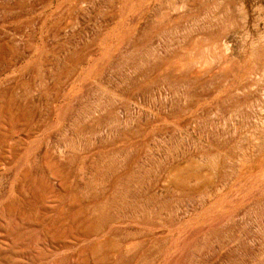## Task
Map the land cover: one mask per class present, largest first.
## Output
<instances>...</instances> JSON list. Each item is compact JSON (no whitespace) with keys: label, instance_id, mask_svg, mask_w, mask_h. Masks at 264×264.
<instances>
[{"label":"rangeland","instance_id":"rangeland-1","mask_svg":"<svg viewBox=\"0 0 264 264\" xmlns=\"http://www.w3.org/2000/svg\"><path fill=\"white\" fill-rule=\"evenodd\" d=\"M0 113V264H264V0H0Z\"/></svg>","mask_w":264,"mask_h":264},{"label":"bare ground","instance_id":"bare-ground-1","mask_svg":"<svg viewBox=\"0 0 264 264\" xmlns=\"http://www.w3.org/2000/svg\"><path fill=\"white\" fill-rule=\"evenodd\" d=\"M64 1H66V0H64ZM95 1V0H94ZM116 1V0H115ZM168 1V0H167ZM188 1V0H187ZM126 2V1H125ZM141 2V1H140ZM185 1H183V3H184ZM198 2V1H197ZM118 3V2H117ZM139 3V2H138ZM159 3H160V1H159ZM119 4V3H118ZM180 4H181V2H180ZM146 5V4H145ZM183 5V4H182ZM244 5V4H243ZM63 7V6H62ZM75 7V6H74ZM139 7H140V5H139ZM160 7V6H159ZM186 7V6H185ZM76 8V7H75ZM134 8V7H133ZM180 8H182V6L180 7ZM122 9H125V8H122ZM129 9V8H128ZM147 9V8H146ZM179 9V8H178ZM61 10V9H60ZM62 10H63V8H62ZM61 10V11H62ZM83 10V9H82ZM130 10V9H129ZM210 10V9H209ZM182 11V10H181ZM180 11V12H181ZM104 12H105V10H104ZM142 12V11H141ZM206 12V11H205ZM214 12V11H213ZM56 13V12H55ZM97 13V12H96ZM116 13V12H115ZM121 13V12H120ZM150 13V12H149ZM198 13V12H197ZM139 14V13H138ZM157 14V13H156ZM216 15V14H215ZM135 16V15H134ZM126 17V16H125ZM186 17V16H185ZM52 18V17H51ZM55 18V17H54ZM135 18V17H134ZM152 18V17H151ZM150 18V19H151ZM176 18V17H175ZM126 19V18H125ZM133 19V18H132ZM221 19V18H220ZM171 20V19H170ZM214 20V19H213ZM131 21V20H130ZM134 23V22H133ZM165 23V22H164ZM177 23V22H176ZM102 24V23H101ZM126 24H127V22H126ZM135 24V23H134ZM186 24V23H185ZM212 24V23H211ZM151 25V24H150ZM117 26V25H116ZM134 26V25H133ZM202 26V25H201ZM227 26V25H226ZM235 26V25H234ZM132 27V26H131ZM158 27V26H157ZM102 28V27H101ZM113 28V27H112ZM133 29H135V28H133ZM183 29V28H182ZM125 30V29H124ZM131 30H132V28H131ZM130 30V31H131ZM178 30V29H177ZM209 30V29H208ZM128 31V30H127ZM126 31V32H127ZM213 31H215L214 29H213ZM225 31V30H224ZM109 32V31H108ZM132 32V31H131ZM130 33V32H129ZM111 36V35H110ZM107 37V36H106ZM121 37V36H120ZM125 38V37H124ZM136 38V37H135ZM223 38V37H222ZM133 39V38H132ZM200 39V38H199ZM205 39V38H204ZM219 39V38H218ZM98 40V39H97ZM143 40V39H142ZM203 40V39H202ZM211 40V39H210ZM215 40V39H214ZM117 41V40H116ZM154 41V40H153ZM196 41V40H195ZM118 42V41H117ZM214 42V41H213ZM114 43V42H113ZM208 43V42H207ZM220 44V43H219ZM115 45V44H114ZM124 45V44H123ZM137 45V44H136ZM184 45V44H183ZM195 45V44H194ZM216 46V45H215ZM137 47V46H136ZM184 47V46H183ZM197 47V46H196ZM115 48V47H114ZM179 48V47H178ZM192 48V47H191ZM103 49V48H102ZM198 49V48H197ZM196 49V50H197ZM215 49V48H214ZM115 50H117V49H115ZM144 50V49H143ZM112 51V50H111ZM135 51V50H134ZM107 52H108V50H107ZM114 52V51H113ZM117 52V51H116ZM178 53V52H177ZM190 53V52H189ZM218 53V52H217ZM223 53V52H222ZM253 54V53H252ZM87 55V54H86ZM115 55V54H114ZM107 56V55H106ZM109 56H112V55H109ZM181 56V55H180ZM226 56V55H225ZM115 57V56H114ZM137 57V56H136ZM144 57V56H143ZM176 57V56H175ZM178 58V57H177ZM80 59V58H79ZM257 59V58H256ZM96 60V59H95ZM105 60V59H104ZM155 60V59H154ZM101 61V60H100ZM251 61V60H250ZM95 62V61H94ZM77 63V62H76ZM101 63V62H100ZM236 63V62H235ZM250 63V62H249ZM78 64V63H77ZM174 64H176V63H174ZM96 65V64H95ZM111 65V64H110ZM40 66V65H39ZM91 66V65H90ZM98 66V65H97ZM101 66V65H100ZM103 66V65H102ZM154 66H155V64H154ZM201 66V65H200ZM106 67V66H105ZM241 67V66H240ZM95 68V67H94ZM167 68V67H166ZM247 68V67H246ZM90 69V68H89ZM100 69V68H99ZM106 69V68H105ZM104 69V70H105ZM117 69V68H116ZM182 69V68H181ZM195 69V68H194ZM231 69V68H230ZM92 70V69H91ZM101 70V69H100ZM126 70V69H125ZM183 70V69H182ZM89 71V70H88ZM152 71V70H151ZM228 71V70H227ZM237 71V70H236ZM83 72V71H82ZM81 72V73H82ZM96 72V71H95ZM144 72V71H143ZM250 72V71H249ZM252 72V71H251ZM121 73V72H120ZM157 73H159V72H157ZM178 73V72H177ZM197 73V72H196ZM89 74V73H88ZM90 74H91V72H90ZM89 74V75H90ZM127 74V73H126ZM130 74V73H129ZM148 74V73H147ZM190 74V73H189ZM198 74V73H197ZM245 74V73H244ZM257 74V73H256ZM115 75V74H114ZM140 75V74H139ZM203 75V74H202ZM88 76V75H87ZM147 76V75H146ZM171 76V75H170ZM110 77V76H109ZM134 77V76H133ZM85 78V77H84ZM124 78V77H123ZM147 78V77H146ZM170 78H172V77H170ZM180 78V77H179ZM184 78V77H183ZM208 78V77H207ZM87 79V78H86ZM102 79V78H101ZM118 79V78H117ZM213 79H215V78H213ZM83 80V79H82ZM107 81V80H106ZM118 81V80H117ZM77 82V81H76ZM203 82H204V80H203ZM221 82V81H220ZM74 83V82H73ZM116 83V82H115ZM134 83V82H133ZM200 83V82H199ZM113 84V83H112ZM142 84V83H141ZM155 84V83H154ZM219 84V83H218ZM233 84V83H232ZM107 85V84H106ZM115 85V84H114ZM123 85V84H122ZM224 85V84H223ZM75 86V85H74ZM263 86V85H262ZM109 87V86H108ZM157 87V86H156ZM175 87V86H174ZM77 88V87H76ZM111 88V87H110ZM122 88V87H121ZM133 88H135V87H133ZM172 89H174V88H172ZM75 90V89H74ZM131 90V89H130ZM247 90V89H246ZM71 91V90H70ZM172 91V90H171ZM66 92V91H65ZM79 92V91H78ZM124 92V91H123ZM160 92V91H159ZM176 92V91H175ZM68 93H69V90H68ZM67 93V94H68ZM122 93V92H121ZM88 94V93H87ZM86 94V95H87ZM161 94V93H160ZM242 94V93H241ZM248 94V93H247ZM261 94V93H260ZM5 95V94H4ZM72 95H74V94H72ZM83 95V94H82ZM125 95H127V94H125ZM196 95V94H195ZM220 95V94H219ZM232 95V94H231ZM236 95V94H235ZM132 96V95H131ZM142 96H143V94H142ZM145 96V95H144ZM186 96V95H185ZM2 97H4V96H2ZM90 97V96H89ZM218 97V96H217ZM249 97V96H248ZM251 97V96H250ZM71 98V97H70ZM74 98V97H73ZM136 98V97H135ZM191 98V97H190ZM195 98V97H194ZM227 98V97H226ZM244 98V97H243ZM11 99V98H10ZM9 99V100H10ZM64 99V98H63ZM171 99V98H170ZM8 100V101H9ZM13 100V99H12ZM130 100V99H129ZM73 101V100H72ZM110 101V100H109ZM179 101V100H178ZM211 101V100H210ZM245 101V100H244ZM253 101V100H252ZM71 102V101H70ZM127 102H129V101H127ZM140 102V101H139ZM193 102V101H192ZM169 103V102H168ZM226 103V102H225ZM244 103V102H243ZM157 104V103H156ZM229 104H230V102H229ZM5 105V104H4ZM68 105V104H67ZM66 105V106H67ZM145 105V104H144ZM150 105V104H149ZM193 105V104H192ZM192 105H190V106H192ZM2 106V105H1ZM6 106V105H5ZM14 106V105H13ZM110 106V105H109ZM133 106V105H132ZM159 106V105H158ZM170 106V105H169ZM8 107V106H7ZM12 107V106H11ZM116 107V106H115ZM20 108V107H19ZM165 108V107H164ZM171 108V107H170ZM224 108V107H223ZM2 109V108H1ZM6 109V108H5ZM4 109V110H5ZM13 109V108H12ZM16 109H17V107H16ZM21 109V108H20ZM27 109V108H26ZM66 109V108H65ZM188 109V108H187ZM196 109V108H195ZM199 109V108H198ZM3 110V109H2ZM111 110V109H110ZM159 110V109H158ZM192 110H193V108H192ZM7 111H8V109H7ZM15 111V110H14ZM19 111V110H18ZM180 111V110H179ZM2 112V111H1ZM5 112V111H4ZM32 112V111H31ZM69 112V111H68ZM161 112V111H160ZM204 112V111H203ZM228 112V111H227ZM57 113V112H56ZM89 113V112H88ZM108 113V112H107ZM145 113V112H144ZM181 113V112H180ZM0 114H2V113H0ZM9 114V113H8ZM214 114V113H213ZM229 114V113H228ZM3 115H5V114H3ZM28 115V114H27ZM87 115V114H86ZM216 115V114H215ZM20 116V115H19ZM23 116V115H22ZM32 116V115H31ZM230 116V115H229ZM248 116V115H247ZM5 117V116H4ZM17 117V116H16ZM50 117V116H49ZM88 117H89V115H88ZM123 117V116H122ZM1 118V117H0ZM6 118V117H5ZM19 118V117H18ZM65 118V117H64ZM64 118H62V119H64ZM94 118V117H93ZM135 118V117H134ZM197 118V117H196ZM29 119V118H28ZM61 119V118H60ZM156 119V118H155ZM159 119V118H158ZM169 119V118H168ZM190 119V118H189ZM230 119V118H229ZM25 120V119H24ZM30 120H31V118H30ZM11 121V120H10ZM13 121V120H12ZM22 121V120H21ZM64 121V120H63ZM98 121V120H97ZM119 121V120H118ZM159 121V120H158ZM6 122V121H5ZM100 122V121H99ZM186 122V121H185ZM188 123H189V121H187ZM25 123H27V122H25ZM149 123V122H148ZM137 124V123H136ZM156 124V123H155ZM190 124V123H189ZM217 124V123H216ZM65 125V124H64ZM89 125V124H88ZM98 125V124H97ZM183 125V124H182ZM232 125H233V123H232ZM10 126V125H9ZM16 126V125H15ZM24 126V125H23ZM60 126V125H59ZM92 126V125H91ZM113 126V125H112ZM189 126V125H188ZM191 126V125H190ZM3 127V126H2ZM65 127H66V125H65ZM156 128V127H155ZM158 128V127H157ZM188 128V127H187ZM1 129V128H0ZM85 129V128H84ZM197 129V128H196ZM199 129V128H198ZM2 130V129H1ZM6 130V129H5ZM69 130V129H68ZM77 130H78V128H77ZM87 130V129H86ZM94 130H95V128H94ZM141 130H143L142 128H141ZM146 130V129H145ZM209 130V129H208ZM60 131V130H59ZM80 131V130H79ZM96 131V130H95ZM197 131V130H196ZM11 132V131H10ZM15 132V131H14ZM82 132V131H81ZM153 132V131H152ZM166 132V131H165ZM85 133V132H84ZM112 133V132H111ZM196 133V132H195ZM6 134V133H5ZM183 134V133H182ZM227 134V133H226ZM3 135V134H2ZM13 135V134H12ZM76 135V134H75ZM139 135V134H138ZM137 135V136H138ZM142 135V134H141ZM147 135V134H146ZM161 135V134H160ZM168 135V134H167ZM179 135V134H178ZM228 135V134H227ZM72 136V135H71ZM83 136V135H82ZM134 136V135H133ZM170 136V135H169ZM180 136V135H179ZM102 137V136H101ZM210 137V136H209ZM1 138V137H0ZM3 138V137H2ZM13 138V137H12ZM88 138V137H87ZM132 138V137H131ZM8 139V138H7ZM68 139H69V137H68ZM149 139V138H148ZM171 139V138H170ZM212 139V138H211ZM5 140V139H4ZM3 140V141H4ZM10 140V139H9ZM91 140V139H90ZM151 140V139H150ZM149 140V141H150ZM156 140V139H155ZM209 140V139H208ZM7 141V140H6ZM217 141V140H216ZM230 141V140H229ZM235 141V140H234ZM256 141V140H255ZM58 142V141H57ZM67 142V141H66ZM78 142V141H77ZM97 142V141H96ZM127 142V141H126ZM145 142V141H144ZM223 142V141H222ZM257 142V141H256ZM133 143V142H132ZM131 143V144H132ZM137 143V142H136ZM214 143V142H213ZM238 143V142H237ZM242 143V142H241ZM251 143H253V142H251ZM72 144H73V142H72ZM84 144V143H83ZM133 144H135V143H133ZM148 144V143H147ZM222 144V143H221ZM233 144V143H232ZM244 144V143H243ZM11 145H13V144H11ZM65 145V144H64ZM115 145V144H114ZM113 145V146H114ZM142 145V144H141ZM140 145V146H141ZM190 145V144H189ZM59 146V145H58ZM233 146V145H232ZM3 147V146H2ZM10 147V146H9ZM49 147V146H48ZM123 147V146H122ZM71 148V147H70ZM95 148V147H94ZM97 148V147H96ZM128 148V147H127ZM210 148V147H209ZM246 148V147H245ZM55 149V148H54ZM63 149V148H62ZM138 149V148H137ZM141 149V148H140ZM257 149V148H256ZM7 150V149H6ZM29 150V149H28ZM32 150V149H31ZM94 150V149H93ZM99 150V149H98ZM113 150H115V148H113ZM190 150V149H189ZM23 151V150H22ZM48 151V150H47ZM101 151V150H100ZM99 151V152H100ZM121 151V150H120ZM9 152V151H8ZM13 152V151H12ZM11 152V153H12ZM25 152V151H24ZM39 152V151H38ZM45 152V151H44ZM54 152V151H53ZM65 152V151H64ZM71 152V151H70ZM86 152H88V151H86ZM107 152V151H106ZM114 152V151H113ZM112 152V153H113ZM131 152V151H130ZM184 152V151H183ZM252 152V151H251ZM259 152V151H258ZM5 153V152H4ZM14 153V152H13ZM26 153V152H25ZM35 153V152H34ZM43 153V152H42ZM234 153V152H233ZM20 154V153H19ZM30 154V153H29ZM33 154V153H32ZM96 154V153H95ZM110 154V153H109ZM8 155V154H7ZM24 155V154H23ZM36 155V154H35ZM125 155V154H124ZM140 155V154H139ZM204 155H206V154H204ZM28 155H26L25 157H27ZM32 156V155H31ZM40 156V155H39ZM56 156V155H55ZM72 156V155H71ZM103 156V155H102ZM118 156V155H117ZM134 156V155H133ZM232 156V155H231ZM4 157V156H3ZM2 157V158H3ZM29 157V156H28ZM126 157V156H125ZM42 158V157H41ZM84 158V157H83ZM88 158V157H87ZM114 158V157H113ZM128 158H130V157H128ZM140 158V157H139ZM219 158V157H218ZM247 158V157H246ZM24 159V158H23ZM22 159V160H23ZM56 159H58V158H56ZM65 159V158H64ZM93 159V158H92ZM106 159V158H105ZM115 159V158H114ZM126 159V158H125ZM1 160V159H0ZM6 160V159H5ZM27 160V159H26ZM39 160V159H38ZM47 160V159H46ZM88 160V159H87ZM122 160V158L120 159V161ZM215 160H216V158H215ZM12 161V160H11ZM30 161V160H29ZM81 161V160H80ZM117 161V160H116ZM207 161V160H206ZM251 161V160H250ZM9 162H10V160H9ZM8 162V163H9ZM31 162V161H30ZM40 162V161H39ZM42 162V161H41ZM90 162V161H89ZM95 162V161H94ZM106 162V161H105ZM221 162V161H220ZM11 163V162H10ZM19 163V162H18ZM92 163V162H91ZM132 163H134V162H132ZM7 164V163H6ZM25 164H27V163H25ZM54 164V163H53ZM62 164V163H61ZM97 164V163H96ZM114 164V163H113ZM18 165V164H17ZM16 165V166H17ZM22 165V164H21ZM37 165V164H36ZM60 165V164H59ZM109 165V164H108ZM187 165V164H186ZM205 165V164H204ZM6 166V165H5ZM15 166V167H16ZM24 166V165H23ZM82 166V165H81ZM123 166V165H122ZM128 166V165H127ZM133 166V165H132ZM188 166V165H187ZM14 167V166H13ZM12 167V168H13ZM25 167V166H24ZM44 167V166H43ZM42 167V168H43ZM47 167V166H46ZM135 167V166H134ZM26 168H28V167H26ZM32 168V167H31ZM34 168V167H33ZM40 168V167H39ZM223 168V167H222ZM25 169V168H24ZM48 169H49V167H48ZM55 169V168H54ZM66 169H67V167H66ZM69 169V168H68ZM92 169V168H91ZM108 169V168H107ZM218 169H219V167H218ZM19 170V169H18ZM17 169L15 170V171H18ZM22 170V169H21ZM34 170V169H33ZM53 170V169H52ZM63 170V169H62ZM121 170V169H120ZM9 171H10V169H9ZM20 171V170H19ZM35 171H36V169H35ZM118 171V170H117ZM219 171V170H218ZM37 172V171H36ZM47 172H48V170H47ZM64 172V171H63ZM86 172V171H85ZM94 172V171H93ZM1 173V172H0ZM4 173V172H3ZM16 173V172H15ZM21 173V172H20ZM33 173V172H32ZM41 173V172H40ZM43 173V172H42ZM78 173V172H77ZM186 173V172H185ZM201 173V172H200ZM5 174V173H4ZM3 174V175H4ZM7 174H8V172H7ZM36 174V173H35ZM38 174V173H37ZM55 174V173H54ZM65 174V173H64ZM118 174V173H117ZM177 174V173H176ZM178 174H179V172H178ZM187 174V173H186ZM185 174V175H186ZM194 174V173H193ZM196 174V173H195ZM202 174V173H201ZM217 174V173H216ZM2 175V176H3ZM39 175H41V174H39ZM44 175V174H43ZM48 175V174H47ZM63 175V174H62ZM68 175V174H67ZM70 175H71V173H70ZM74 175V174H73ZM184 175V176H185ZM191 175V174H190ZM189 175V176H190ZM106 176V175H105ZM175 176V175H174ZM184 176L182 175V179L184 178ZM193 176V175H192ZM196 177H198V174L197 175H195ZM212 176V175H211ZM210 176V177H211ZM253 176V175H252ZM251 176V177H252ZM10 177V176H9ZM15 177V176H14ZM20 177V176H19ZM51 177V176H50ZM72 177V176H71ZM70 177V178H71ZM234 177V176H233ZM5 178V177H4ZM47 178V177H46ZM63 178V177H62ZM68 178H69V176H68ZM101 178V177H100ZM107 178V177H106ZM10 179V178H9ZM48 179V178H47ZM60 179V178H59ZM114 179V178H113ZM187 179V178H186ZM188 179H191V178H189L188 177ZM193 179V178H192ZM195 179V178H194ZM197 179V178H196ZM262 179V178H261ZM31 180V179H30ZM50 180V179H49ZM104 180V179H103ZM107 180V179H106ZM184 180V179H183ZM213 180V179H212ZM232 180V179H231ZM246 180V179H245ZM250 180V179H249ZM253 180V179H252ZM251 180V181H252ZM1 181V180H0ZM5 181V180H4ZM17 181V180H16ZM64 181V180H63ZM69 181V180H68ZM173 181V180H172ZM189 181V180H188ZM195 181V180H194ZM229 181H230V179H229ZM6 182H7V180H6ZM14 182V181H13ZM38 182V181H37ZM46 182V181H45ZM51 182V181H50ZM70 182V181H69ZM108 182H109V180H108ZM184 182V181H183ZM254 182H255V180H254ZM257 182V181H256ZM264 182V181H263ZM19 183V182H18ZM36 183V182H35ZM74 183V182H73ZM99 183V182H98ZM112 183V182H111ZM179 183H180V181H179ZM187 183V182H186ZM223 183V182H222ZM15 184V183H14ZM37 184V183H36ZM47 184V183H46ZM45 184V185H46ZM80 184V183H79ZM181 184V183H180ZM183 184V183H182ZM199 184V183H198ZM256 184V183H255ZM258 184V183H257ZM264 184V183H263ZM12 185V184H11ZM27 185V184H26ZM26 185H24V186H26ZM44 185V184H43ZM64 185V184H63ZM131 185V184H130ZM188 185V184H187ZM215 185V184H214ZM237 185V184H236ZM238 185H240V184H238ZM3 186V185H2ZM29 186V185H28ZM53 186V185H52ZM99 186V185H98ZM115 186V185H114ZM189 186V185H188ZM192 186V185H191ZM195 186V185H194ZM211 186H212V184H211ZM235 186V185H234ZM242 186H244V185H242ZM255 186V185H254ZM19 187H20V185H19ZM31 187V186H30ZM46 187V186H45ZM69 187V186H68ZM74 187H76V186H74ZM111 187V186H110ZM116 187V186H115ZM181 187V186H180ZM185 187V186H184ZM218 187V186H217ZM220 187V186H219ZM12 188V187H11ZM10 188V189H11ZM25 188H27V187H25ZM60 188V187H59ZM78 188V187H77ZM102 188V187H101ZM209 188V187H208ZM243 188V187H242ZM259 188H260V186H259ZM30 189V188H29ZM28 188L26 189V190H29ZM32 189V188H31ZM38 189V188H37ZM73 189H75V188H73ZM80 189V188H79ZM245 189V188H244ZM24 190V189H23ZM40 190V189H39ZM60 190H62L61 188H60ZM64 190V189H63ZM68 190V189H67ZM76 190V189H75ZM113 190V189H112ZM179 190V189H178ZM252 190V189H251ZM253 190H255V189H253ZM31 191V190H30ZM33 191H34V189H33ZM194 191H196V190H194ZM204 191V190H203ZM221 191V190H220ZM230 191V190H229ZM237 191V190H236ZM244 191V190H243ZM3 192H5V191H3ZM23 192V191H22ZM28 192V191H27ZM26 192V193H27ZM58 192V191H57ZM76 192V191H75ZM112 192V191H111ZM124 192V191H123ZM225 192V191H224ZM234 192V191H233ZM30 193V192H29ZM37 193V192H36ZM41 193V192H40ZM56 193V192H55ZM59 193H61V192H59ZM72 193V192H71ZM129 193V192H128ZM260 193V192H259ZM68 194V193H67ZM74 194V193H73ZM137 194V193H136ZM223 194V193H222ZM222 194H221V196H222ZM239 194H240V192H239ZM250 194V193H249ZM8 195V194H7ZM14 195V194H13ZM17 195V194H16ZM34 195V194H33ZM32 195V196H33ZM114 195V194H113ZM227 195V194H226ZM237 194H235V196H236ZM243 195H244V193H243ZM12 196V195H11ZM30 196V195H29ZM57 196V195H56ZM60 196V195H59ZM62 196V195H61ZM241 196H242V194H241ZM264 196V195H263ZM8 197V196H7ZM28 197V196H27ZM66 197V196H65ZM70 197H71V195H70ZM173 197V196H172ZM251 197V196H250ZM4 198V197H3ZM15 198H17V197H15ZM37 198V197H36ZM55 198V197H54ZM58 198V197H57ZM72 198V197H71ZM112 198V197H111ZM210 198V197H209ZM243 198V197H242ZM2 199V198H1ZM0 199V200H1ZM7 199V198H6ZM48 199V198H47ZM50 199V198H49ZM56 199V198H55ZM70 199V198H69ZM74 199V198H73ZM78 199V198H77ZM79 199H81V198H79ZM213 199V198H212ZM218 199V198H217ZM224 199H225V197H224ZM240 199V198H239ZM15 200V199H14ZM24 200V199H23ZM28 200H30V199H28ZM65 200V199H64ZM82 200V199H81ZM221 200H223V199H221ZM227 200V199H226ZM246 200V199H245ZM3 201V200H2ZM17 201V200H16ZM20 201V200H19ZM26 201V200H25ZM37 201V200H36ZM84 201V200H83ZM82 201V202H83ZM96 201V200H95ZM191 201V200H190ZM233 201V200H232ZM38 202V201H37ZM59 202V201H58ZM70 202V201H69ZM127 202V201H126ZM195 202V201H194ZM217 202V201H216ZM226 202V201H225ZM246 203H247V201H245ZM248 202H249V200H248ZM6 203H7V201H6ZM5 203V204H6ZM13 203V202H12ZM15 203V202H14ZM57 203V202H56ZM62 203V202H61ZM68 203V202H67ZM75 203V202H74ZM218 203V202H217ZM222 203V202H221ZM231 203V202H230ZM237 203V202H236ZM235 203V204H236ZM243 203H244V201H243ZM250 203V202H249ZM1 204V203H0ZM19 204V203H18ZM18 204H16V207H17V205ZM23 204V203H22ZM25 204V203H24ZM46 204V203H45ZM54 204V203H53ZM59 204V203H58ZM70 204V203H69ZM137 204V203H136ZM213 204V203H212ZM225 204H227V203H225ZM240 204V203H239ZM50 205V204H49ZM79 205H81V204H79ZM78 205V206H79ZM211 205V204H210ZM215 205V204H214ZM7 206H8V204H7ZM29 206V205H28ZM27 206V207H28ZM42 206V205H41ZM61 206V205H60ZM59 206V207H60ZM66 206V205H65ZM69 206V205H68ZM68 206H67V209H68ZM92 206V205H91ZM138 206V205H137ZM227 206V205H226ZM32 207V206H31ZM38 207V206H37ZM77 207V206H76ZM83 207V206H82ZM94 207V206H93ZM121 207V206H120ZM200 207V206H199ZM238 207V206H237ZM70 208V207H69ZM228 208V207H227ZM242 208V207H241ZM46 209V208H45ZM72 209V208H71ZM80 209H82V208H80ZM84 209V208H83ZM93 209V208H92ZM211 209V208H210ZM225 209V208H224ZM4 210H5V207H4ZM7 210V209H6ZM12 210V209H11ZM27 210V209H26ZM44 210V209H43ZM58 210V209H57ZM86 210V209H85ZM219 210V209H218ZM42 211V210H41ZM68 211V210H67ZM71 211V210H70ZM110 211V210H109ZM146 211V210H145ZM222 211H223V209H222ZM225 211V210H224ZM228 211V210H227ZM15 212V211H14ZM22 212V211H21ZM49 212V211H48ZM86 212V211H85ZM84 212V213H85ZM237 212V211H236ZM6 213V212H5ZM8 213V212H7ZM18 213V212H17ZM28 213V212H27ZM26 213V214H27ZM36 213V212H35ZM74 213V212H73ZM131 213V212H130ZM135 213V212H134ZM191 213V212H190ZM216 213V212H215ZM214 213V214H215ZM245 213V212H244ZM251 213V212H250ZM11 214V213H10ZM13 214V213H12ZM21 214V213H20ZM33 214V213H32ZM48 214V213H47ZM62 214V213H61ZM65 214V213H64ZM82 214V213H81ZM159 214V213H158ZM209 214H211V213H209ZM213 214V215H214ZM227 214V213H226ZM231 214V213H230ZM22 215V214H21ZM43 215H44V213H43ZM46 215V214H45ZM66 215V214H65ZM64 215V216H65ZM74 215H76V213L74 214ZM201 215V214H200ZM222 215V214H221ZM13 215H11V217H12ZM14 216H15V214H14ZM18 216V215H17ZM27 216V215H26ZM31 216V215H30ZM37 216V215H36ZM50 216V215H49ZM52 216V215H51ZM156 216V215H155ZM245 216H246V214H245ZM256 216V215H255ZM7 217V216H6ZM32 217V216H31ZM57 217V216H56ZM74 217V216H73ZM131 217V216H130ZM233 217V216H232ZM253 217V216H252ZM15 218H17V217H15ZM33 218V217H32ZM31 218V219H32ZM76 218V217H75ZM155 218V217H154ZM158 218V217H157ZM212 218V217H211ZM216 218V217H215ZM226 218V217H225ZM249 218V217H248ZM5 219V218H4ZM18 219V218H17ZM55 219V218H54ZM58 219V218H57ZM68 219V218H67ZM117 219H119V218H117ZM128 219H129V217H128ZM132 219V218H131ZM148 219V218H147ZM13 220V219H12ZM35 220V219H34ZM64 220V219H63ZM70 220V219H69ZM121 220V219H120ZM194 220V219H193ZM192 220V221H193ZM224 220V219H223ZM3 221V220H2ZM15 221V220H14ZM206 221V220H205ZM208 221V220H207ZM220 221V220H219ZM228 221V220H227ZM40 222V221H39ZM42 222V221H41ZM74 222V221H73ZM124 222H126V221H124ZM131 222V221H130ZM136 222V221H135ZM138 222V221H137ZM190 222V221H189ZM211 222H212V220H211ZM12 223V222H11ZM68 223V222H67ZM70 223H72V222H70ZM121 223V222H120ZM134 223V222H133ZM145 223V222H144ZM202 223V222H201ZM217 223V222H216ZM52 224V223H51ZM57 224V223H56ZM55 224V225H56ZM82 224V223H81ZM198 224V223H197ZM2 225V224H1ZM10 225V224H9ZM14 225V224H13ZM16 225V224H15ZM63 225V224H62ZM64 225H65V223H64ZM70 225V224H69ZM92 225V224H91ZM128 225V224H127ZM27 226V225H26ZM82 226V225H81ZM95 226V225H94ZM133 226H135V225H133ZM198 226V225H197ZM221 226V225H220ZM0 227H3V225L2 226H0ZM62 227V226H61ZM65 227V226H64ZM63 227V228H64ZM68 227V226H67ZM80 227V226H79ZM84 227V226H83ZM88 227V226H87ZM194 227V226H193ZM192 227V228H193ZM207 227V226H206ZM215 227V226H214ZM228 227V226H227ZM235 227V226H234ZM53 228V227H52ZM63 228H62V230H63ZM69 228H70V226H69ZM72 228V227H71ZM211 228V227H210ZM218 228V227H217ZM222 228V227H221ZM67 229V228H66ZM76 229V228H75ZM83 229V228H82ZM99 229H101V228H99ZM90 230V229H89ZM105 230V229H104ZM108 230V229H107ZM221 230V229H220ZM230 230V229H229ZM12 231V230H11ZM78 231V230H77ZM88 231V230H87ZM119 231V230H118ZM156 231V230H155ZM187 231V230H186ZM200 231V230H199ZM262 231V230H261ZM75 232V231H74ZM85 232V231H84ZM100 232V231H99ZM188 232V231H187ZM190 232H192V231H190ZM215 232V231H214ZM52 233V232H51ZM65 233V232H64ZM95 233V232H94ZM103 233V232H102ZM120 233V232H119ZM193 233V232H192ZM218 233V232H217ZM1 234V233H0ZM53 234V233H52ZM101 234V233H100ZM104 234V233H103ZM112 234V233H111ZM165 234V233H164ZM183 234V233H182ZM225 234V233H224ZM77 235V234H76ZM210 235V234H209ZM222 235V234H221ZM79 236V235H78ZM88 236V235H87ZM102 236V235H101ZM100 236V237H101ZM108 236V235H107ZM159 236V235H158ZM183 236V235H182ZM189 236V235H188ZM68 237V236H67ZM81 237V236H80ZM89 237H90V235H89ZM115 237V236H114ZM184 237H185V234H184ZM77 238V237H76ZM76 238H74V239H76ZM97 238V237H96ZM113 238V237H112ZM144 238V237H143ZM188 238V237H187ZM195 238V237H194ZM197 238V237H196ZM205 238V237H204ZM233 238V237H232ZM64 239V238H63ZM115 239V238H114ZM119 239V238H118ZM147 239H148V237H147ZM155 239V238H154ZM206 239V238H205ZM71 240V239H70ZM78 240V239H77ZM82 240V239H81ZM110 240V239H109ZM121 240V239H120ZM143 240V239H142ZM141 240V241H142ZM156 240H157V238H156ZM182 240H183V238H182ZM188 240V239H187ZM203 240V239H202ZM209 240V239H208ZM100 241V240H99ZM149 241H150V239H149ZM155 241V240H154ZM159 241V240H158ZM189 241V240H188ZM221 241V240H220ZM223 241V240H222ZM119 242V241H118ZM128 242V241H127ZM143 242V241H142ZM146 242V241H145ZM215 242V241H214ZM230 242V241H229ZM95 243V242H94ZM153 243H155V242H153ZM205 243H207V242H205ZM185 244V243H184ZM190 244V243H189ZM188 244V245H189ZM198 244V243H197ZM200 244V243H199ZM260 244V243H259ZM97 245L98 246H100L99 244H96V249H97ZM107 245V244H106ZM112 245V244H111ZM180 246V245H179ZM232 246V245H231ZM61 247V246H60ZM107 247V246H106ZM115 247V246H114ZM198 247V246H197ZM25 248V247H24ZM71 248V247H70ZM88 248V247H87ZM86 248V249H87ZM92 248V247H91ZM104 248V247H103ZM110 248V247H109ZM125 248V247H124ZM152 248V247H151ZM100 249H101V247H100ZM114 249V248H113ZM137 249V248H136ZM142 249V248H141ZM102 250V249H101ZM100 250V251H101ZM121 250V249H120ZM138 250H140V249H138ZM143 250V249H142ZM169 250V249H168ZM103 251V250H102ZM205 251V250H204ZM95 252V251H94ZM97 252V251H96ZM107 252V251H106ZM117 252V251H116ZM115 252V253H116ZM169 252V251H168ZM208 252H209V250H208ZM212 252V251H211ZM89 253H90V251H89ZM98 253H99V250H98ZM118 253H119V251H118ZM164 253V252H163ZM88 254V253H87ZM93 254V253H92ZM108 254V253H107ZM110 254H111V252H110ZM121 254H122V252H121ZM130 254V253H129ZM160 254V253H159ZM24 255V254H23ZM102 255V254H101ZM104 255H106V254H104ZM113 255V254H112ZM164 255V254H163ZM166 255V254H165ZM49 256V255H48ZM86 256V255H85ZM205 256V255H204ZM53 257V256H52ZM115 257V256H114ZM128 257V256H127ZM159 257V256H158ZM50 258V257H49ZM55 258V257H54ZM103 258V257H102ZM160 258V257H159ZM201 258V257H200ZM135 259V258H134ZM156 259H157V257H156ZM167 259V258H166ZM170 259V258H169ZM102 260V259H101ZM108 260V259H107ZM229 260V259H228ZM114 261V260H113ZM52 262V261H51ZM229 262V261H228ZM50 263V262H49ZM131 263V262H130ZM53 264V263H52ZM56 264V263H55Z\"/></svg>","mask_w":264,"mask_h":264}]
</instances>
